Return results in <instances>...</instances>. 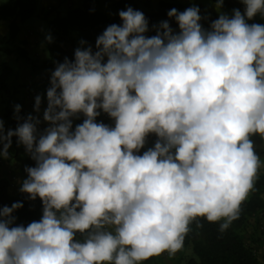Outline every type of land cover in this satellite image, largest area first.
Segmentation results:
<instances>
[{"label":"clouds","instance_id":"1","mask_svg":"<svg viewBox=\"0 0 264 264\" xmlns=\"http://www.w3.org/2000/svg\"><path fill=\"white\" fill-rule=\"evenodd\" d=\"M241 2L209 29L197 6L172 8L179 31L164 20L151 37L142 11L120 10L95 51L77 47L51 72L48 127L19 104L14 130L0 120V157L17 137L35 161L20 192L43 205L26 227L12 226L22 202L0 208V264H142L174 256L199 218L221 234L239 218L262 166L252 137L264 139V24L247 22L264 0Z\"/></svg>","mask_w":264,"mask_h":264},{"label":"trees","instance_id":"2","mask_svg":"<svg viewBox=\"0 0 264 264\" xmlns=\"http://www.w3.org/2000/svg\"><path fill=\"white\" fill-rule=\"evenodd\" d=\"M217 3V0H213ZM131 4L132 0H120V3ZM38 0H8L0 5V21H7L8 33L0 38V51L16 55V59L26 63L34 71H45L51 73L54 71L57 63H62L64 58L74 59V51L77 48L75 42L85 41L91 45L95 51L96 38L103 33L110 24H121L122 21L118 13L106 14L99 11L93 0H84L82 6L74 7L62 13L57 8L43 12V18L48 21V30L52 37L51 42L47 40L46 49L48 55L44 58H35L30 56L24 46L17 44V37L20 32V23L25 22L37 12ZM197 6L200 9L202 17L200 23L205 29H209L211 22L218 19L219 16L212 11H208L201 4L193 2L183 3L176 0H160L156 6V15L169 21L170 26L179 29L174 17H168L167 13L172 8L182 12L188 7ZM222 7L233 10L239 9L243 13L244 4L241 0H223ZM150 21L152 15L144 14ZM248 23L264 24V16L257 14ZM73 43L66 47V44ZM14 75V70L8 62L0 63V91L6 98L4 117L7 120L9 129H15L18 123L23 120H17L15 117V105H21L18 113L20 117L26 118L29 114L23 107L18 96L20 86H11L10 79ZM50 83L43 86V94L47 99V89ZM103 112L101 111V114ZM85 119L83 114L79 118H73V130L77 124H81ZM96 122L114 127L101 115L96 118ZM13 153L8 156L9 161H15L20 164L22 173L27 178L26 167H34L35 161L31 159L22 144L17 143V137H12ZM146 151L145 146L139 153L142 155ZM27 193L20 192V189L13 193L10 190V180L7 177L0 178V208L3 206L11 207L15 202H22L23 207L15 210L13 215L16 220L12 226L24 225L25 227L33 222L39 221L42 217V201L39 197L35 200L27 198ZM242 210L237 220L233 221L231 226L221 234L218 223H210L205 218H199L202 226H197L195 222L190 225L191 231L187 234L184 246L191 250L193 256H188L184 264H262L256 257L251 248H249L240 234L249 219L259 215L264 211V165L262 171L257 175L255 186L249 193L247 200L242 204ZM75 239H82L77 234ZM155 256L142 264H153Z\"/></svg>","mask_w":264,"mask_h":264},{"label":"rangeland","instance_id":"3","mask_svg":"<svg viewBox=\"0 0 264 264\" xmlns=\"http://www.w3.org/2000/svg\"><path fill=\"white\" fill-rule=\"evenodd\" d=\"M8 0H0V5H3ZM84 0H38L37 12L34 16L20 23V32L17 37V44L24 46L30 56L35 58H44L48 55L46 37L51 36L48 30V21L43 18V12L49 11L52 8L59 9L63 14L67 10L82 6ZM96 8L106 14L119 13L120 10H126L127 7H132L135 10H140L144 14L152 15L149 22V31L146 36L151 37L156 35V31L152 25L159 24L164 21L163 17L156 15V6L160 0H132L131 4L120 3V0H93ZM178 2L188 3L193 2L201 4L206 10L220 14L231 16L232 10L218 7L213 0H176ZM8 22L0 21V38L8 33ZM175 29V28H174ZM179 31V29H175ZM73 43L66 44V47L72 46ZM76 47H87V44L81 45L79 41L75 42ZM8 62L13 70L14 75L10 79L11 86H20L18 96L27 112L34 116H38L41 123L37 126L39 130L49 126V122L43 120V112L47 107V99L43 94V86L50 83L51 73L45 71H34L29 65L18 61L15 54L0 51V63ZM40 95L42 103L39 113L34 110L35 97ZM6 95L0 91V120L4 123L5 131L9 129L7 120L4 117ZM29 110V111H28ZM101 118L114 125L115 121L106 113L101 114ZM157 139L156 134L150 133L146 139L145 149L154 146ZM9 155L13 153L12 145L8 149ZM259 155L260 153L256 151ZM264 153V150H263ZM8 155V156H9ZM7 158L0 157V178L7 177L10 180L11 192H17L26 177L22 173L20 164L15 161H9ZM240 234L244 238L247 246L252 249L259 261L264 264V211L259 215H255L249 219L247 224L240 229ZM193 256L190 249L183 247L174 256H169L167 252L162 255L155 256L153 264H184L188 256Z\"/></svg>","mask_w":264,"mask_h":264},{"label":"crops","instance_id":"4","mask_svg":"<svg viewBox=\"0 0 264 264\" xmlns=\"http://www.w3.org/2000/svg\"><path fill=\"white\" fill-rule=\"evenodd\" d=\"M29 111V110H28ZM30 113V112H29ZM252 140L254 142L255 150L258 151L260 154L258 155L261 160V168L258 171V174L262 171L264 165V139H262L259 135L253 136Z\"/></svg>","mask_w":264,"mask_h":264}]
</instances>
